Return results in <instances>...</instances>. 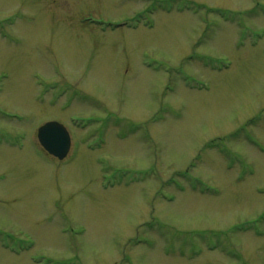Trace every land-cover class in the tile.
Wrapping results in <instances>:
<instances>
[{"label":"rangeland","instance_id":"374dc122","mask_svg":"<svg viewBox=\"0 0 264 264\" xmlns=\"http://www.w3.org/2000/svg\"><path fill=\"white\" fill-rule=\"evenodd\" d=\"M65 263L264 264V0H0V264Z\"/></svg>","mask_w":264,"mask_h":264},{"label":"water","instance_id":"95a60500","mask_svg":"<svg viewBox=\"0 0 264 264\" xmlns=\"http://www.w3.org/2000/svg\"><path fill=\"white\" fill-rule=\"evenodd\" d=\"M37 141L49 156L63 161L71 147V140L67 130L57 122H48L37 131Z\"/></svg>","mask_w":264,"mask_h":264},{"label":"trees","instance_id":"16d2710c","mask_svg":"<svg viewBox=\"0 0 264 264\" xmlns=\"http://www.w3.org/2000/svg\"><path fill=\"white\" fill-rule=\"evenodd\" d=\"M66 264V263H65Z\"/></svg>","mask_w":264,"mask_h":264}]
</instances>
